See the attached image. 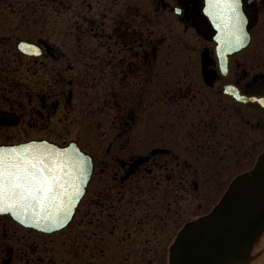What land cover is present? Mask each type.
<instances>
[{
	"label": "flooded vegetation",
	"instance_id": "flooded-vegetation-1",
	"mask_svg": "<svg viewBox=\"0 0 264 264\" xmlns=\"http://www.w3.org/2000/svg\"><path fill=\"white\" fill-rule=\"evenodd\" d=\"M218 10L210 0H152L147 26L157 19L173 33L174 23L182 29L171 44L150 32L139 39L134 8L125 26L122 18L111 24L107 17L97 31L88 26L82 43H60L56 30L46 37H0L3 146L74 141L59 142V112L74 111L88 85L99 84L107 99L118 96L121 79L142 68L145 82L152 78L158 59L196 67L195 77L175 79L178 85L163 92L179 108L151 111L160 123L139 124L131 108L102 127L96 151L76 140L93 156L94 172L66 228L44 234L0 216V264H154L161 253L170 255L188 222L209 212L187 220L188 196L223 195L239 175L264 178V0H241L242 45L229 22L215 16ZM20 40L33 49L22 50ZM155 244L168 252H155ZM263 253L264 247L252 254L250 264Z\"/></svg>",
	"mask_w": 264,
	"mask_h": 264
},
{
	"label": "rangeland",
	"instance_id": "rangeland-1",
	"mask_svg": "<svg viewBox=\"0 0 264 264\" xmlns=\"http://www.w3.org/2000/svg\"><path fill=\"white\" fill-rule=\"evenodd\" d=\"M151 1L0 0V37H12L13 39L46 37L56 30L57 41L60 43H82V39L86 41L85 33L88 26L92 25L96 28V31L99 28L101 29L105 17H107L105 21L111 24H114L115 20H117L116 23H120L119 19L122 18L125 26V20L129 19L127 16H129L130 10L134 8L138 11V23L134 26V29L137 28V33L140 35L138 36L139 39L141 36L147 39V33L150 32L151 35L153 34L155 41L159 42L167 36V40L164 41L165 44L175 43V37H178L182 30L177 23H174L172 27L176 29V33H173V29H166L167 27L164 24L158 25L157 19H155L154 27L147 26L146 16ZM178 28L181 30H178ZM89 38H91L92 43L95 42L94 36H89ZM145 42L143 40L138 41V43ZM174 59L170 60L168 64H164L163 60L158 59L154 68V75L152 78L149 77L146 82L145 75L148 76V73L144 68L140 69L135 77L121 79V85L117 84V87H115L118 96L121 94L120 97L111 94L110 98L103 99L100 96L99 84L88 85L85 90L86 94L80 98L79 103L75 104L77 106L74 111L59 112L60 125L58 133L61 135L58 138L59 142L77 140L85 149L96 151L102 127L114 123V118L124 116L126 111H130L131 108L132 111H138L136 116L133 114L127 115H133L139 124L160 123L162 117L157 119L151 111H178L179 103L167 100L163 92H166L169 86L172 89L178 85V83H175V79L195 77L196 67H189L180 60L178 62ZM165 70H168V75H165ZM189 71L191 73H188ZM164 76L165 78L169 77V83H167L168 79H164ZM109 87L110 90H113L111 83L108 82L107 88ZM64 112L67 113L63 114ZM141 133L147 134L148 132ZM222 168L223 166L220 167V169ZM225 169L224 167L223 170ZM230 176L231 174L224 179L225 184L230 181ZM221 196V192L198 197L188 196L186 202L187 220L208 211ZM173 231L174 229H172L171 240L174 235ZM154 247L155 252H163L164 248L165 252H168V247L165 244H155ZM263 247L264 236H260L254 244L251 255ZM161 254L158 259L154 260V264H170L168 254ZM258 257L252 264H264V253L259 254ZM137 263L146 264V262L140 260H137ZM125 264H133V262L125 261Z\"/></svg>",
	"mask_w": 264,
	"mask_h": 264
},
{
	"label": "water",
	"instance_id": "water-1",
	"mask_svg": "<svg viewBox=\"0 0 264 264\" xmlns=\"http://www.w3.org/2000/svg\"><path fill=\"white\" fill-rule=\"evenodd\" d=\"M215 16L218 19L224 17L228 21L227 12L222 8H219ZM245 26V24L242 26L243 29ZM19 45L27 52L34 47V44L25 40L20 41ZM26 146H31L33 151L41 153H67L81 162H86L85 182L81 186L83 195L77 199L70 214L71 218L63 228L44 221L36 227L31 218L26 223H22L11 213H0V215H9L22 226L38 232L51 234L60 231L74 218L86 194L94 172L93 156L84 151L76 141L60 145L45 139L29 141L22 146L0 145V152H8L13 148L22 150ZM263 226L264 179L259 174L239 176L232 182L226 196L209 214L183 228L171 247L170 262L171 264H249L248 252ZM45 229L51 230L45 231Z\"/></svg>",
	"mask_w": 264,
	"mask_h": 264
},
{
	"label": "snow or ice",
	"instance_id": "snow-or-ice-1",
	"mask_svg": "<svg viewBox=\"0 0 264 264\" xmlns=\"http://www.w3.org/2000/svg\"><path fill=\"white\" fill-rule=\"evenodd\" d=\"M210 7L226 10L232 35L242 45L245 20L241 0H210ZM85 175L86 162L67 153H41L31 146L0 152V213H11L22 223L31 218L36 227L44 221L63 228L83 195Z\"/></svg>",
	"mask_w": 264,
	"mask_h": 264
}]
</instances>
